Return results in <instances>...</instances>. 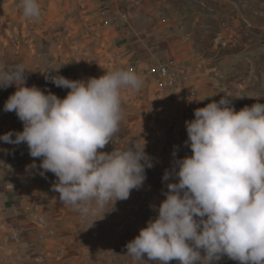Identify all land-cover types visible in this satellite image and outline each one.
<instances>
[{
  "label": "clouds",
  "instance_id": "obj_1",
  "mask_svg": "<svg viewBox=\"0 0 264 264\" xmlns=\"http://www.w3.org/2000/svg\"><path fill=\"white\" fill-rule=\"evenodd\" d=\"M21 8L24 17L40 19L39 0H21ZM30 72L22 63L0 69V89L16 87L3 110L23 123L21 131L5 132L0 141L27 145L33 161L26 172L54 174L52 191L60 203L85 217L101 211L104 217L141 189L146 169L154 167L144 138L127 148L113 144L125 118L122 92L139 91L143 78L123 68L86 79L46 74L69 90L61 98L28 85ZM230 97L237 96L225 94L185 121L184 144L191 154L179 158L174 147L172 167L162 177L166 198L152 205L158 215L126 244L134 261L146 254L159 264H216L223 257L264 264V103L237 111ZM110 142L113 150L101 151Z\"/></svg>",
  "mask_w": 264,
  "mask_h": 264
},
{
  "label": "rangeland",
  "instance_id": "obj_2",
  "mask_svg": "<svg viewBox=\"0 0 264 264\" xmlns=\"http://www.w3.org/2000/svg\"><path fill=\"white\" fill-rule=\"evenodd\" d=\"M162 6L168 13L166 17L171 26L185 35L195 32L189 38L194 41L201 54L199 61H185L178 56L167 55L162 48V56L175 57L187 65L197 66L196 70H191L190 85L197 90L199 99L209 97L194 104L187 100L182 90H158L154 87L158 86L156 81L153 82L150 76L140 75L143 85L139 91L122 92L125 118L113 138V144L117 148H127L133 141L143 143V138L146 140V151L152 156L154 167L146 169L147 179L143 187L133 189L129 199L118 201L114 209L104 217L103 211L96 216L85 217L74 206L59 202V193L52 191V184L56 180L54 174L49 172L46 177H42L36 170L26 172L25 177H19L18 187L28 194L30 222L35 224L38 232L29 233L26 237L14 234L0 238V264H159L150 261L146 254L143 259L134 261L126 253V244L139 234L141 228L147 226L150 219L154 220L158 215L152 205L158 206L166 198V182L162 177L172 167L174 147L178 148L179 158L191 154L190 148L184 144L187 139L185 121L194 118L195 109L204 107L213 100L219 101L225 94L237 96L230 97L231 105L237 111L260 100L264 103V0H163ZM187 6L196 8L202 15L196 22L195 29L192 17L178 12ZM129 8L130 6L128 12ZM103 10L104 8L100 11V21L106 26L104 28L114 26V23H110L114 18L104 16ZM95 22L96 20L89 23L95 26ZM130 24L131 22L119 26L126 27ZM59 31L61 34L56 36L45 32L46 37L39 39L43 40L40 43L31 39L28 42L29 53H52V46L62 42L57 53L66 54L67 47L71 56V37L68 38L69 43L63 42V37L59 41L57 36L65 35L66 30L62 28ZM10 39L12 40L7 47L0 48V69H4L3 61H6V68L22 63L21 52L17 47L20 39L15 36ZM154 47L159 45L152 48ZM79 48L83 55H90L87 51L91 49L87 46ZM152 48L148 46V50ZM135 59L130 58L129 61ZM46 66L53 64L48 63ZM78 66L81 65L71 68V62L60 63L59 69L63 73L48 75L82 79L81 73L72 74L73 71L78 72ZM116 66L128 69V63L123 59H118L113 66L107 65L108 69ZM27 83L45 91L50 90L61 98L68 92L56 87L50 78H37L35 72L28 73ZM197 88H200V92ZM15 91V85L0 89V114L8 113L3 110L4 103ZM17 126L23 129L22 122ZM113 144L110 142L101 151H112ZM19 147L21 149L16 151L18 157L14 160L16 167L24 168L32 163L33 158L29 155L26 144H20ZM36 162L39 164L40 159L37 158ZM110 208L111 205H108L105 210ZM94 220L96 221L93 223ZM169 264L178 262L173 260ZM216 264L239 262L223 257Z\"/></svg>",
  "mask_w": 264,
  "mask_h": 264
},
{
  "label": "crops",
  "instance_id": "obj_3",
  "mask_svg": "<svg viewBox=\"0 0 264 264\" xmlns=\"http://www.w3.org/2000/svg\"><path fill=\"white\" fill-rule=\"evenodd\" d=\"M39 2L41 17L39 20H32L23 16L21 0H0V48L7 47L12 40L11 37H19L17 47L21 52L22 63L27 70L35 72L37 78L45 80L46 74L63 73L59 69V64L68 62H71V68L81 65L78 66V72L73 71L72 74L81 73L82 79L99 77L108 69L105 59L109 56V51H118L122 55L126 54L128 58H145L148 55L146 51L148 53L150 51L148 46L152 48L156 44L169 56H178L185 61L200 59L201 54L197 51V45L189 38V35H194L195 32L185 35L184 32L175 29V26H171L166 17L168 13L162 6L163 0H132L129 8L131 24L126 27L121 25L107 28H104L106 26L100 21L102 19L100 11L104 7L101 0H39ZM179 11L192 17L195 29L196 22L202 16L196 8L187 6ZM95 20L97 22L95 26L89 23ZM62 28L66 30V34L57 38L61 41L63 37V42L69 43L68 38L71 37V56L66 46V54L57 53L62 42L60 45L52 46V53H29L28 42L31 39H36V42L40 43L43 40L39 39L46 37L45 32H51V36H56L61 34L59 30ZM54 32L57 33L53 34ZM80 43L91 49V53H87L90 55L85 53L83 55L82 49L79 48H82ZM48 63L53 66H46ZM3 65L6 69V61H3ZM118 68L121 66H116L112 70ZM152 81L155 82L154 79ZM154 87L160 90L159 86ZM197 89L200 92V88ZM262 101L260 100L261 103ZM180 114L182 115V111ZM20 123L14 112L0 114V135L10 130L14 132L22 130L17 128ZM0 149H3L0 150V238L14 234L26 237L37 230L35 224L32 225L30 222L31 207L28 203V194L18 187L19 177L26 175V167H16L17 163L12 156V152L16 154L21 147L0 141Z\"/></svg>",
  "mask_w": 264,
  "mask_h": 264
},
{
  "label": "built area",
  "instance_id": "obj_4",
  "mask_svg": "<svg viewBox=\"0 0 264 264\" xmlns=\"http://www.w3.org/2000/svg\"><path fill=\"white\" fill-rule=\"evenodd\" d=\"M101 1L104 4V16H109L111 19L114 18L110 22L114 23L112 25L118 27L120 24H127L130 22L128 7L132 4V0ZM87 53H91V50H88ZM162 53L163 50L159 46L150 49L145 58H137L130 62V58H128L126 54L122 55L120 52L114 51L110 52L109 56L106 57V64L113 66L118 59L126 60L128 69L134 70L141 76H150L158 83L159 88L175 92L182 90L187 100L199 98L197 90L190 85L191 70H196L198 67L195 65H187L175 57H164ZM192 102L198 104L199 101L193 100ZM12 156L14 159L18 157L14 152H12ZM41 221H43L42 218Z\"/></svg>",
  "mask_w": 264,
  "mask_h": 264
}]
</instances>
